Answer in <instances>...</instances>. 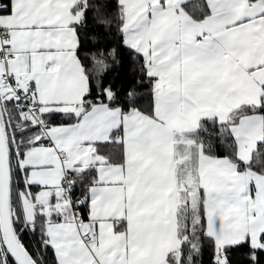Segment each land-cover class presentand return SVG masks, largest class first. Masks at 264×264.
Returning <instances> with one entry per match:
<instances>
[{
	"label": "snow or ice",
	"instance_id": "snow-or-ice-1",
	"mask_svg": "<svg viewBox=\"0 0 264 264\" xmlns=\"http://www.w3.org/2000/svg\"><path fill=\"white\" fill-rule=\"evenodd\" d=\"M0 264H264V0H0Z\"/></svg>",
	"mask_w": 264,
	"mask_h": 264
}]
</instances>
